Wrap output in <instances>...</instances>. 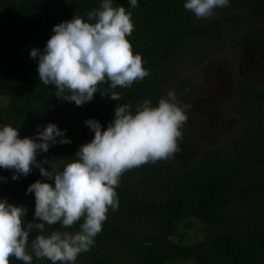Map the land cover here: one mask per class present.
<instances>
[{"label":"trees","instance_id":"obj_1","mask_svg":"<svg viewBox=\"0 0 264 264\" xmlns=\"http://www.w3.org/2000/svg\"><path fill=\"white\" fill-rule=\"evenodd\" d=\"M185 2L138 0L139 6L131 8L129 0H113L114 7L132 12L135 28L127 39L150 74L131 87L114 89L120 101L102 95L113 91L102 83L90 102L77 106L39 80L38 57L30 52H42L53 27L75 15L94 22L87 13L102 0H0V125L19 129L20 138L36 136L37 126L43 130L49 123L66 130L71 143L57 142L37 154L38 161L49 160L45 168L63 170L94 137L86 120H98L103 130L118 104H130L134 113L145 99L155 106L167 95L163 71L183 48H218L233 31L254 41L264 35V22L240 9L228 5L217 15L197 19ZM232 76L235 96L227 107L240 126L219 145L202 148L191 163L174 156L125 172L116 189L118 208L109 210L94 246L76 264H264V76L259 84L251 83L236 57ZM13 174L0 168V177L6 178L0 179V199L23 205L25 221H32L35 196L28 187L37 180L54 186V181L35 166L17 180ZM57 230L76 232L79 223L68 229L46 225L45 234ZM37 234L34 230L31 238ZM28 251L32 254L30 242ZM10 264L24 262L13 257ZM32 264L51 261L33 255Z\"/></svg>","mask_w":264,"mask_h":264},{"label":"clouds","instance_id":"obj_2","mask_svg":"<svg viewBox=\"0 0 264 264\" xmlns=\"http://www.w3.org/2000/svg\"><path fill=\"white\" fill-rule=\"evenodd\" d=\"M129 4L139 6L138 0H129ZM228 5L229 0H186L184 8L197 19H206ZM87 20L94 22L75 15L55 25L43 51L31 50V57H38L39 80L55 86L58 98L77 106L90 102L102 83L113 91L101 94L120 101L122 96L114 89L131 87L150 74L142 55L134 53L127 39L135 28L132 12L124 6L114 7L113 0H102L99 8L87 13ZM190 107L181 105L173 91L160 97L155 106L145 99L134 113L130 104H118L106 129L94 118L85 121L94 137L80 146L76 158L63 170L45 168L49 160L38 161L37 154L48 152L57 142L71 143L66 130L49 123L43 130L37 126L36 136L20 138L19 129L0 125V168L14 170L12 179L17 180L35 166L41 176L54 181V186L37 180L28 187L27 192L35 196V212L29 222L24 219L23 205L0 199V264H10L13 257L32 264L33 255L51 264H76L78 256L94 246L109 210L118 208L116 189L122 175L171 159L180 151L181 129ZM57 223L64 229L79 223V230L46 235V225ZM34 230L38 234L31 238Z\"/></svg>","mask_w":264,"mask_h":264},{"label":"rangeland","instance_id":"obj_3","mask_svg":"<svg viewBox=\"0 0 264 264\" xmlns=\"http://www.w3.org/2000/svg\"><path fill=\"white\" fill-rule=\"evenodd\" d=\"M229 5L264 22V0H232ZM218 10L221 8L214 15L220 13ZM205 48L199 44L183 48L173 65L169 62L167 71H163L167 77L163 81L166 92L173 91L181 105L191 106L181 129L180 151L175 154L186 164L195 160L202 148L219 145L229 138L241 124L227 107L235 96L232 76L235 57L240 72L251 83L259 84L264 76V54L261 53L264 35L254 41L233 31L220 47Z\"/></svg>","mask_w":264,"mask_h":264}]
</instances>
